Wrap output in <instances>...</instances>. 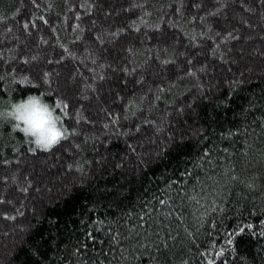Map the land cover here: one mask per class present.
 Wrapping results in <instances>:
<instances>
[{"label": "trees", "instance_id": "16d2710c", "mask_svg": "<svg viewBox=\"0 0 264 264\" xmlns=\"http://www.w3.org/2000/svg\"><path fill=\"white\" fill-rule=\"evenodd\" d=\"M30 92L68 132L0 122V264H264V0H0Z\"/></svg>", "mask_w": 264, "mask_h": 264}, {"label": "clouds", "instance_id": "9594fccd", "mask_svg": "<svg viewBox=\"0 0 264 264\" xmlns=\"http://www.w3.org/2000/svg\"><path fill=\"white\" fill-rule=\"evenodd\" d=\"M30 79L25 74L19 78V83L27 85ZM0 122L10 123L14 130L22 133L37 148H45L48 143L68 132L56 104L40 92H30L0 104Z\"/></svg>", "mask_w": 264, "mask_h": 264}, {"label": "snow or ice", "instance_id": "6c2138e0", "mask_svg": "<svg viewBox=\"0 0 264 264\" xmlns=\"http://www.w3.org/2000/svg\"><path fill=\"white\" fill-rule=\"evenodd\" d=\"M25 27H27V24H25ZM21 82L23 83V81H21ZM56 103H57V105H60L61 104V101L57 100ZM64 108L65 109L67 108V105L66 104L64 105ZM64 115H67V112L66 111L64 112ZM62 138H64V136H62L60 139H62ZM60 139L53 140L52 142L48 143L44 149L50 148L54 144L58 143ZM249 227H251V225H249ZM261 234L264 235V232H262ZM229 243H231V241H229ZM221 251H223V249H221ZM209 264H213V261L210 260L209 261Z\"/></svg>", "mask_w": 264, "mask_h": 264}]
</instances>
